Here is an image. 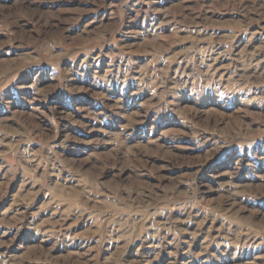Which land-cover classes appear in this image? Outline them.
<instances>
[{
  "label": "rangeland",
  "instance_id": "obj_1",
  "mask_svg": "<svg viewBox=\"0 0 264 264\" xmlns=\"http://www.w3.org/2000/svg\"><path fill=\"white\" fill-rule=\"evenodd\" d=\"M0 264H264V0H0Z\"/></svg>",
  "mask_w": 264,
  "mask_h": 264
}]
</instances>
